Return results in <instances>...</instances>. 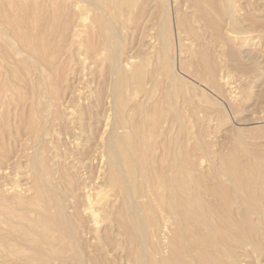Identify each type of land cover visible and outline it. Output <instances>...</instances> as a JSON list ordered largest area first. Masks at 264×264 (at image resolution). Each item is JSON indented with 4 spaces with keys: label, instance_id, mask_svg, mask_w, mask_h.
<instances>
[{
    "label": "bare ground",
    "instance_id": "6f19581e",
    "mask_svg": "<svg viewBox=\"0 0 264 264\" xmlns=\"http://www.w3.org/2000/svg\"><path fill=\"white\" fill-rule=\"evenodd\" d=\"M175 1L178 7H180L181 3L183 4L184 0ZM198 1H200V3H204V1L201 0H197V2ZM236 1L209 0V9H207V5L205 7H203L202 5L193 6L195 5L196 1H194L193 5L192 2L189 1H186L185 3H191V7H195L194 9H196L197 7L196 12L198 13V16L196 15V17H198L200 21L203 20V22L206 23L205 25L211 24L212 12L210 11L212 10L214 11L213 13H215V18L217 15L219 19L222 20V26L225 25V27H228V29L234 33L240 32L245 35L246 32H243L242 28L239 29V31H235V29L243 22L242 20H239L241 19L240 17L239 19L236 17L237 12L242 13V11L240 10L241 8H238L235 5ZM149 2L153 4L151 5L149 4ZM197 2L196 4L199 3ZM207 2L205 1V3ZM96 4L97 3H94V5ZM144 4H149V6L151 5L150 7L148 6L149 11L150 13L154 14L153 16L156 15L158 22L157 32H153L154 34L157 33V37H153L156 38L158 41L157 44L156 42H154L157 46L154 45L151 39L153 45L155 46H153V48L151 47V51L152 49L154 50V54L157 57L158 62L156 64V67L152 70L147 71L146 74L141 73L135 67V72L134 70L132 72H128L130 68H133V65L132 67L129 65L131 61H126L125 63L121 61L120 56L121 54H123L122 52L124 47L122 43L123 39L119 33V29L115 28L114 25L106 18H104L103 22L97 20V25L95 24V26H97V29L95 28L96 32H91L85 38H83L84 51L86 54V58L90 61L93 60L92 63H96L98 61L96 60V57L101 51H106L108 64L104 67L103 72L102 69L98 71L92 70L90 74L92 75V77H90V83H94L95 86L94 90H92V100L91 102H88L85 105L81 104V108H78L80 109L79 113L76 112L77 110H73L77 107H74L75 105H73V103L75 97L77 98L79 94L81 95L82 93L78 92L77 94V86L81 82V78H79L78 75L79 70L75 71L74 69H71L69 65L71 64L73 58L72 56L75 54L77 48L76 50L73 49L71 53L69 52L68 54L64 55V59L61 57V59H63L62 61L61 59L59 60L58 58H56V55L59 54L60 51H62V48L58 46V42L60 39L62 41L65 40V42L68 40L67 42L69 44V47L72 48L78 43V39L80 41V37L71 35L66 40V37H68V34L72 30L71 28L69 32L70 28H68V26V33L65 32L67 35L62 36L64 37V39L61 37V35L65 33H62L60 35V33L62 32V27L60 28V33L57 34L56 32L57 35H53L55 33V29L52 30V33L50 32V34L46 32L47 35L41 34V32H39L40 34L36 33L37 35H34L33 33L32 35V32L31 34H29L30 32L27 31V34L25 33L26 31L23 32L21 30H19V32L21 34L23 32L25 35H19L18 29H16V35H14L13 38L17 36V42H19V46L18 48L14 47V54L15 56L16 54L21 56L22 54H25L23 56H25L26 58L20 61V64L18 63L19 60L18 62L14 60L13 63L16 62L12 65L14 68L11 71L8 70L9 74L11 75V80H15L17 82H15L16 85L14 82V85H12L11 80L10 82L7 81L8 84L11 85L9 86V89L11 88L10 90H12L11 92H13V94L16 93L14 95H17L18 92L20 93V95L16 96V100L13 98L14 96L12 97L13 99L11 98V95L8 96H10L12 100L16 101L13 108L14 111H16L17 113L20 112L19 115L16 114L17 116H21L25 112L27 113V116L25 115V119L21 121L23 122L25 128L30 130V133L35 134V138L38 139L37 141L39 145L42 144L41 147L46 151L47 155L48 153H50H47V151L49 150L47 145L48 142H53V148L56 150L62 149V147H64V151L62 153L60 152L61 156H58L60 160L56 164L50 162V160H52L53 158L49 160L46 154L45 156H42L44 158L43 163H45L46 161L47 163L55 164L56 168L52 166L50 167L46 164V166L42 164L43 166L41 165V168H39V166L37 167L36 165L38 164V162H35L36 164L33 163L37 167L35 169L37 170L36 174L39 175V179L36 176L37 182H35L34 184V189L36 191L32 195H29L28 197L26 196V199L24 198L23 194L26 195L29 189H25L27 188L26 186L25 188L22 187L23 183L22 185H15L16 187H20L19 189H17L13 185H9V179H11L12 182L14 181L15 184L17 183L19 178V174H17L19 173L17 172L18 169L21 166L25 165L27 167L28 164L25 161L26 159L24 160L23 158L22 159L27 164L24 163L25 165H23V162H21L20 164L18 158L22 156L21 154H23L25 150H30L32 148L34 149L33 145H28L29 141L27 142V145H20V142H18L17 149H19L17 151H9L8 154L6 153L7 156L5 157L7 158H5V160L2 157V163H0V179L2 181L3 178H7L6 180H9V184L7 182L5 183H7L9 187H7V184L0 182L1 224H5L6 221L15 218V216L18 214L17 211L19 210L22 211L21 213L26 212L25 214H27V212L32 213L33 215L31 217L28 216V218L26 217L25 219L28 223L36 224L38 225V227L30 226L33 227L30 229H35L37 231V239H33L32 237H28L29 234H25L22 237V234L20 233L19 235L16 232L13 233L12 230H14V228L12 225H5V228L3 227L4 225H1L0 264L9 263L4 257V255H2V251H9V246H11L10 242H17V244L19 245H15L16 247L20 246V244L22 243L29 251H32L35 254L37 253L39 255H42L43 257H46L48 255V258L50 260L48 264H52L53 262L51 261H58L59 259H62V252H53V250L51 249L56 242L59 243L57 238L59 239L60 237H57V241H55V236L54 238H52V236L49 235V232L54 233L55 231H59L58 229L60 228L56 226V222L53 223V218L57 219L58 223L60 222L63 225H60L62 228H60V230L64 231L63 229H65L64 232L70 233L71 236L73 234L76 236V238L74 236L73 238L74 240L77 239L78 241H80L78 247L81 252L84 251L83 249L86 247L85 244L89 247L92 245V242H94V240H98L100 242L99 245L107 246L106 244L110 243L105 244V242L103 241L105 238L109 239L108 237L110 234L123 235V238L125 237L124 235H126L129 252L132 253L135 250L137 252L135 262L136 264H241L242 260L247 257V254L249 252H255V257L257 256V252H263L264 248L262 250V246H264V129H260L261 133L263 132L262 134H260L256 130L257 133L263 135V141H261V144H259L257 141L262 136H257L258 139L257 141L255 140V142H257L258 145H249L250 143L248 142H250L252 139L247 141V138L252 135V132L248 129H245L244 127H238L236 130V135L238 139L235 138L234 146H231V144L228 142L230 144L229 146H231L229 147L231 148L230 151L228 150L229 148L227 149L229 153L219 155L217 156V158H215V155L213 153L214 150H211L212 152H210L209 149L211 148L208 147V145L205 144L203 141L196 143L194 148H189L185 145V143H183L186 139L188 129L186 130L185 128V119H183L182 112L179 107V105H181V94H178L179 97L176 99V94L174 95V92L172 90V85L177 83L178 79L176 74H173L174 71H172V36H170L172 25H170L169 18H167L168 7L165 0H146V3L144 2ZM109 5L111 6L112 4L110 3ZM186 5L184 8L188 7ZM237 5L239 6V4ZM178 7L175 8V17L177 18V20L175 21V26L177 29L179 46H182V42H186L185 40H187V37L188 40L190 39V37L191 40H196L195 38H197L199 35L198 33H196V31L198 30L195 31V29L190 24V13L189 15L185 14L187 15V18H185V15L182 18V15L181 17L179 15L180 9H178ZM97 9L98 8H96V10ZM100 9H98L99 13L97 14H101L102 11H100ZM196 12L194 10V13ZM246 14H248L247 11ZM193 16L195 15H192V17ZM93 17V19H95V17L97 16L95 15ZM216 19L218 20V18ZM195 21L197 22V20ZM213 21L214 23L212 22V24H215L214 19ZM68 23L69 20L67 21V24ZM243 23L242 25H244ZM217 24L220 25L218 22ZM153 25L155 26V24ZM218 25L215 26L217 27ZM69 26L73 27L72 24H70ZM154 26H152L151 28L153 31L155 28ZM119 27L121 26L119 25ZM213 28L215 29L214 26ZM84 29H77V32L73 30L72 34H74V32H76V34L85 33L83 31ZM205 29L206 26L204 27V30ZM207 30L205 31L206 33ZM202 31V34H206L204 31ZM144 32L146 31L144 30ZM220 32H222V29ZM151 33L152 32L148 34ZM214 34L215 33L213 32V35ZM130 36L131 35H129V38ZM205 36L209 37V34H206ZM202 37L204 38V35H202ZM202 37L200 36L199 39H202ZM218 37L222 38L221 34ZM8 41L12 42L11 40ZM145 43L146 46L144 47L146 48L149 43ZM194 43L192 42V44ZM202 43L204 44V42ZM138 44L135 45L137 46ZM220 44L222 43L220 42ZM2 45L0 46L2 47ZM148 46L150 47V45ZM149 47L148 50L150 49ZM78 48L81 47L79 46ZM196 48H194V50H197ZM10 50H13L12 46L11 48H9V51ZM138 50L140 51V49ZM2 51L0 49V52ZM197 51L198 54H195L198 55V58L190 61V67L192 68L191 70H193V72L191 71V73L195 78L201 80V82L203 83H206L214 91V93H217L218 96L221 95L223 97V79L221 78V74H219L220 78L218 76V72L221 71H218L219 67L216 62L217 60L215 61L216 58H214V54L212 55V52L210 54L202 50ZM11 53L13 54V52ZM3 54L6 55L8 58L10 57L9 59L11 60L12 56H9V52V55H7L6 52H4ZM136 54L137 53H135V56ZM138 54V57H140V54L142 55V52ZM147 54H145L146 56H144L147 57ZM215 55H217V53ZM1 56L3 57V55L0 53V57ZM138 57H136V59ZM134 58L135 57H133V59ZM5 59L6 58H4V60ZM150 59H152V57ZM4 62L7 61L5 60ZM17 63L19 64L18 66H16ZM180 63L181 61L179 62V65ZM7 64H9V62ZM184 66H186V64L183 65V67ZM126 67H129V70ZM164 68H167L168 70L167 81L161 82V70ZM180 69L182 68L180 67ZM220 69H222V67ZM222 72H224V70ZM225 72H228V70ZM0 76L3 77L2 75ZM8 77L10 76L8 75ZM1 79L2 78H0V80ZM4 79L5 78L3 77V81ZM133 82L139 84L140 86H147H145V90L142 89L145 91L143 101H137L138 99H132L133 102H135L129 105V100L125 97V95L128 91V88L132 87L131 84ZM143 82L145 85H142ZM196 82L193 81V83ZM161 84L162 87H160ZM186 86L188 87L189 83ZM191 86H189L190 91L194 90L195 92V89H191ZM5 87L3 86V88ZM79 88L78 91H81V89L79 90ZM180 88L182 87L180 86ZM231 88L233 89V87ZM132 89L133 88H131V90ZM235 89H237V87ZM155 90H159L160 95L156 100L150 101ZM230 91L231 90H229V92ZM0 92H2L1 89ZM239 93L235 94L238 96ZM88 94L89 92L86 94L87 97ZM84 97L82 98L84 99ZM239 98L240 97L236 99L239 100ZM228 99L230 100V98ZM77 102L78 101H76L75 103ZM10 105L13 106L12 103H10ZM1 106L2 105H0V107ZM39 106H41L40 110L42 111L40 112L39 110V112L42 114L43 112H47V114H43L42 116L40 115V120L37 122L35 119H33V116L37 114V107ZM215 107H217V105ZM237 107H239V105ZM232 108L235 107L232 106ZM4 109L5 110H2L5 112L11 111V109L9 110V108H7V105ZM72 110L74 113H78V115L75 116ZM203 112L207 113L205 111ZM212 112L216 113L217 110ZM134 113H136L135 116H137L136 118H134L135 120L133 119ZM222 113L225 112L222 111ZM8 114L3 115L7 116ZM219 114H221V112H219ZM9 116L5 118H9ZM12 116L14 117V114ZM36 116L39 115L37 114ZM218 117L214 119V121H217ZM14 119L16 118L14 117ZM218 120L220 121V118ZM219 121L218 123H221V121ZM101 122H103L102 125H100ZM6 123L4 124V126H6ZM99 125L103 126V128H100L102 129L100 133L97 130ZM4 126L3 128H5ZM11 127L13 128L14 126ZM55 127L58 130V134L60 136L57 138L55 137L57 140H54V138H52V140H46L44 138L43 133L45 135L49 133L51 134ZM259 128H261V126H259ZM262 128H264V126H262ZM5 131L6 130L0 131V139L2 137L1 135H3L2 133H4ZM36 131L38 132L37 135ZM256 131L254 130L253 132ZM94 132L100 135L94 136ZM234 132L235 131H233L232 133ZM7 134H9V132L6 131L5 137H7L8 139ZM202 135L203 134H201V137ZM11 136L13 139L11 140L12 142H10L11 145L10 147H8V149L12 147L14 149V145L15 143H17L18 140V137L16 135ZM27 136L30 138L28 134ZM27 136L26 138H28ZM252 136L250 138H252ZM211 139L212 138H210V140ZM70 143L74 144L76 150L71 148L72 145ZM68 145L70 146V149H72L70 151L72 155L69 153ZM210 145H212V143ZM65 146L68 149L66 148L65 150ZM77 148L79 149L77 150ZM192 150H196V153L193 155H191V152H194ZM36 151L37 150H35V152ZM219 152L221 153V151ZM39 153L26 155L30 160L36 159ZM40 155H42V152ZM27 172L30 171L28 170ZM54 175H57L59 180L58 186L52 185L51 187L54 194L57 195L56 197L52 195V192V194L50 193V188L47 184L54 180ZM46 176H48V180H46ZM20 178L29 179L28 177L26 178V176ZM43 179H45L46 181ZM30 184L31 182H29V185ZM28 187L30 188V186ZM56 189H58L59 192L55 193V191H57ZM31 192H33V190ZM61 197L64 198V200L67 199L71 204V208L73 209L72 218L74 220L79 219V225H81L80 229L77 225L74 226V229L69 227V223L71 222L69 220L70 217L65 214L64 210L66 209H63V206L65 207V205L62 204L64 200L62 199V203L59 202V198ZM66 211H68V209ZM67 218L70 222L67 221ZM102 220H109L111 224H108L105 227L103 226V228L99 230V227L102 224ZM64 222H68L66 226ZM24 223L25 222L23 221V224ZM70 226L73 225L70 224ZM25 230L26 232H28V227H26ZM97 232H101L100 239L93 236V234L95 233L100 234ZM59 233L58 235H61ZM20 241L22 242L20 243ZM115 244L114 246H116ZM99 245L92 246L95 247L96 250L97 247H100ZM112 245L108 246V248L112 247ZM90 248L92 249V247ZM17 249L18 248H16L15 250ZM21 249L24 248H20V250ZM148 249H150L149 253ZM97 250L100 253H103L102 247L98 248ZM116 250L117 249H115V251ZM125 250H127V247L125 248ZM99 255L102 256V254ZM39 257V259L41 260L42 257ZM103 257L104 256H102L100 259L97 258L99 259L97 262L98 264L104 263L105 258ZM94 259H92L93 262ZM126 259H130V257L125 258V260ZM248 259L252 260V258ZM21 260L27 261V258H21ZM42 261H39L38 264H46V261ZM109 261L111 260H107V262ZM246 261L248 262V260ZM22 262L23 261L16 262L15 264H23ZM27 262L29 264L30 261ZM107 262L104 264H110V262ZM79 264L84 263L80 262Z\"/></svg>",
    "mask_w": 264,
    "mask_h": 264
},
{
    "label": "rangeland",
    "instance_id": "374dc122",
    "mask_svg": "<svg viewBox=\"0 0 264 264\" xmlns=\"http://www.w3.org/2000/svg\"><path fill=\"white\" fill-rule=\"evenodd\" d=\"M108 1L112 4L111 6L109 5L110 3ZM143 1L144 0H0V45L3 44L2 47L4 46L3 49L0 46L1 51L3 50L0 53L3 55V57L5 56L4 58H6L5 60L7 61V62H4L5 61L4 58L2 56L0 57L1 58L0 59V71L3 70L2 72H0V75H2L5 78L4 81H3V77L0 76V78H2L0 80V89L2 90V92L4 91L3 92L4 94L2 92H0V94H2V95H0V98L1 99H2V96H3L2 101L0 99V105H2L1 107H3V108L0 107V109H1L0 110V115H1V117H0V123L2 124V126L0 124V128H1L0 131L6 130L7 132H9V134L16 135L18 137L17 143H15V145H14L15 146V148H14L15 150L13 149V147L8 149V147H10V145H11L10 142H12L11 140L13 138H12L11 135L7 134V136H8V139H7V137H5L6 136V131L4 133H2L3 135H1L2 137L0 139V163H2V159L3 158H4V160H5V158H7L5 156H7V154H8L9 151L14 152V151H17L19 149V148L17 149L18 142H20L19 143L20 145L21 144H23V145L26 144L27 145V142L29 141L28 142V145H31L32 144L33 147H34V149L37 150L35 152V150L33 148L30 149V150L27 149V150H25V152L23 154H21L22 156L18 158V160L20 161V164H21V162H23L22 163L23 165H25L27 163L29 164V165L27 164V167L25 165V166H21L20 167L22 169H20V168L18 169L17 172H19V173H17V174H19V178L20 177H23V176H26V178L28 177L29 179H25V178H20L19 179L18 178V181L15 184L14 181L13 182L11 181V179H9L10 180L9 181V180H6L7 178H3L2 181L0 179V182L1 183H4V184H7L8 183L9 184V182H10L9 185H13L14 187H16L18 184L22 185V183H23L22 187L25 188V186H26L27 188H25V189H29L30 190V191L28 190L29 193L33 190V192H31L30 194L28 192L26 193V195L23 194L24 198L26 196L28 197L29 195H32L36 191L34 189L35 188L34 184H35V182H37V177L39 179V175L36 174L37 170L35 168H37L38 166H39V168H41V165L42 164L44 166L48 165L50 167L52 166V167H55L56 168V165L55 164L60 160L58 158V156H61V153L64 151V147H62L63 150L62 149L56 150V149L53 148L54 147V143L53 142H48V144H47L48 145V149L49 150L51 149V150L50 151L49 150L47 151V153L50 152L47 155L46 154V151L41 147L42 144L39 145V143L37 141L38 139L35 138V136H34L35 134L30 133V130L27 129V128H25V126H24V124L22 122L23 119H25V117L27 116L26 115L27 113L25 112L23 115L17 116L16 114L19 115L20 112L17 113L16 111H14V108L13 107H14V104L16 103V101H15L17 99L16 96L17 95H20V93L18 92L19 94L17 93V95H14L16 93L13 94V92H11L12 90H10L11 88L9 89V86H11V85L8 84V82H10V80H11V75L9 74V71H11L14 68L12 65L15 64L16 62H18V60H19L18 63L20 64V61H22V60H24L26 58L25 56H23L25 54H22V56L21 55H17V54L15 56V54H14V51H15L14 50V47L18 48V46H19L18 45L19 42H17L18 41L17 40V36H15V38H13L14 35H16V31H17L16 29H18V32H19V30H21L23 32L26 31L25 33H27V31H28V32H30L29 34H31V32H32V35H33V33H34V35L36 33L37 34H40L39 32H41V34H46L47 35L46 32H48L50 34V32L55 29L54 30L55 33L53 32L54 33L53 35H55L56 32L58 34V33H60L62 31L60 33V35H61L62 33H65V32L68 33L67 32L68 31L67 26H68V28H70L69 29V32H70L71 28H72V30L68 34V37H66V40L71 35L80 37V41L78 39V43L74 46L75 48L74 47H72V48L69 47V44L67 42L68 40L66 42H65V40H63L65 42V44H64V42L61 39L59 40V42H62V43H59L57 41L58 42V46L62 48V51H60L59 54L56 55V58H58L59 60L61 59V57L64 59L65 58L64 55L68 54L69 52L71 53L73 49L76 50V48H77L76 52L74 51L75 54L72 56L73 58H72L71 64H69V65H70L71 69H74L75 71L76 70L77 71L79 70L78 75H79V78H81V82L77 86V94H78V92H80V93L82 92L81 93L82 96L80 94H79V96L77 95L78 96L77 97L78 99L75 97V100L77 99L76 101H78V102L75 103L76 101L74 100V103L75 104L73 103V105H75L74 107L77 106L73 110L74 111L77 110L76 112L79 113V110L80 109H78V108H81V104H84L85 105L88 102H91V100H92V98H91V95L93 96V94H92L93 91L92 90H94V87H95L94 86V83H90V77H92V75H90V74H91L92 70L93 71H98V70L102 69V72H103L104 67L107 66V64H108L107 63L108 61H107V52L106 51H101L97 55L96 60H98V61L96 63H92L93 60L90 61L89 59H87L86 58L85 51H84L83 38H85L91 32H96L97 26H95V24H96V21L97 20L103 22L104 18H106L107 20H109L114 25L115 28L119 29V33H120V35H121V37L123 39L122 40V43H123V47H124L123 48V52H122L123 54H121V56H120L121 61H123L124 63L126 61H131L129 65L131 67L133 65V68H130L131 71L129 70V67H126L129 70V71L127 70L128 72H132L133 70L135 72V68H136L141 73L146 74L147 71L152 70V69H154L156 67V64L158 63L157 62V57L154 54V50L152 49V51H151V47L153 48V46L155 45L154 42H156V44L158 42L156 38H153L154 36L157 37V33L154 34L153 32H157V23L158 22H157L156 15L153 16L154 14L153 13H150V11H149V7L153 3L151 4L149 2V4H151L149 6V4H144V2L146 3V0L144 2ZM186 1L192 2V5L194 4V1L197 2V0H191V1L190 0H186ZM186 1L184 0L183 1V4L181 3L180 7H178V5H177V3H176L175 0H165V2L167 4V7H168V15H167V18H169L170 25H172L171 26V33H170V36H172L171 37V40H172V44H171V51H172L171 52V56H172L171 57V61L174 64V68H173V64H172V71H174L173 74L174 75L176 74L177 79H178V82L175 83L174 85H172V90L174 92V95L176 94L175 95L176 99L179 97L180 94L182 96V97L180 96L181 105H179V107L181 109L183 119H185L184 120L185 128H186V130L188 129V131H187L188 133L186 135V139L184 140L183 143H185V145L187 147H189V148L190 147L191 148H194L196 143H199L200 141L201 142L203 141L205 144L208 145V147L211 148V149H209L210 152H212L211 150H214L213 153L215 155V158H217V156H219V155H222V154H225V153L226 154L229 153V151L231 149L229 147L234 146V140H235V138L238 139V137L236 135L237 128L238 127H241V128L244 127L245 129L250 130L252 132V135H254V136L251 135L252 138H250L251 136H249V138H247V141L250 140V139L254 140V141L251 140L250 142H248V143H250L249 145H251V144H257L258 145V143L261 144V141H263L262 140L263 139V135H260V134H262L263 132L261 133L260 129L261 130L264 129V128H262V126H264V0H239V1L237 0L238 2L235 0L236 1V4L235 5L238 8H241L240 10L242 11V13L241 12L240 13L237 12L236 13L237 14L236 17L238 19L240 17L241 19H239V20H242L244 22V23L242 22L244 25H242V23H241L236 28L237 30L235 29V31H239V29L242 28L243 29V32H246L245 35L243 33H240V32L234 33L232 31H230L228 29V27H225V25L222 26V22H221L222 20H220L219 17L216 15V18H218V20H217L215 18V15H214L215 13H213L214 11H212V10L210 11V12L213 13V14L211 13V16H212L211 24H212V22L214 23L213 19L215 20V24H212V25L211 24L210 25L207 24V25H205L206 23L203 22V20L200 21L199 18L196 17V15L198 16V13L196 12L197 7H196V9H194L195 7L193 8V6H198V5L200 6V5H202L203 7H205L207 5L206 6L207 9H209V6H208L209 0H208V2H207V0H201V1H204V3L203 2L200 3V1H198L199 2V3L197 2L198 4H196V2H195V5H193L192 7H191V3H188V2L185 3ZM205 1L207 3H205ZM94 3H97V4L94 5ZM141 3H142V5H141ZM241 3L243 5V7H242ZM244 3H246V4H244ZM174 4L178 7V9H180V11H179L180 17L182 15V18H183L185 14L189 15V13H190V15H191L190 16L191 17L190 18L191 19L190 20V22H191L190 24L195 29V31L198 30V31H196V33H198V35H199L198 36L196 34L198 36L197 38L199 39L200 36L202 37V35H204V38L202 37V39H199V40L197 38H195L196 40H193V39L191 40V37L189 36L190 39L188 40V37H187V40H185L186 42L183 41L182 42V46H179L177 29H176V26H175L176 25L175 21L177 20V18L175 17V15H176L175 14V10H176L175 8H177V7ZM186 4H188V5H186ZM237 4H239V6ZM182 5H184V6H182ZM185 5L188 6V7L184 8ZM104 7H106V8H104ZM96 8H98V9L101 8L100 9V11H102L101 14H97V13H99V10L98 9L96 10ZM193 9L195 10L196 13H194V10ZM240 10H237V11H240ZM246 11L248 12V14H246ZM95 15L97 17H99V18L101 16L100 20L97 17H95V19H93L94 18L93 16H95ZM187 15H185V18H187ZM192 15H195V16L192 17ZM103 16H106V17H103ZM153 18H155V19H153ZM244 18H245V20L246 19H248V20H246V22H245ZM67 19L69 20V23L68 24H67V21H68ZM170 19H171V21H170ZM93 20H95V21H93ZM155 20H156V22H155ZM195 20H197V22ZM64 21H65V23H64ZM70 21H71V23H70ZM153 22H155V23H153ZM200 22H202L204 25L202 23H200ZM217 22L220 25H218ZM152 23L155 24V26ZM70 24H72L73 27H70L69 26ZM119 25L121 27H119ZM201 25H202V28L203 29L201 28ZM215 25H218V26L216 27ZM152 26L155 27V28L153 27L154 28V31L151 29ZM203 26L204 27L206 26V29L205 30H204V27ZM207 26H209V27H207ZM213 26L215 27V29L213 28ZM80 27L82 29L85 28L83 30L85 33L76 34L77 29H81ZM60 28H61V31H60ZM207 28H208V30H207ZM56 29H58V30H56ZM148 29H149V31H148ZM221 29H222V32H220ZM73 30L76 31V32H74V34H72L73 33ZM144 30L146 32H144ZM200 30L201 31L203 30L204 32L207 30V33L206 32L205 33L206 34H209V37H207L208 35L205 36L206 34H202ZM251 31H252V33H251ZM23 32H22V34L25 35ZM43 32H45V33H43ZM150 32L153 33V34L151 33L153 36L151 34H148ZM213 32L215 33L214 34L215 35V39H214ZM219 32H220L222 38L218 37L220 35ZM66 33L63 34V35H61V37L62 36H66L67 35ZM222 33H223V35H222ZM20 34L21 33L19 32V35ZM129 35H131V36L133 35V36L132 37L130 36V38H129ZM62 38L64 39V37H62ZM4 39H6V40H4ZM7 39L8 40H11L12 42L8 41ZM151 39H152L154 45H153ZM201 40H203V41H201ZM211 40H213V41H211ZM149 41H151V42H149ZM188 41H189V43H188ZM190 41H192L193 43L194 42H196V43L192 44V42H190ZM4 42L5 43L7 42L6 43L7 45ZM57 42H56V46H57ZM138 42H139V44H138ZM145 42L149 43L148 45H150V47L147 45V47H146L147 49L144 47V46H146V43ZM202 42H204V44ZM220 42L222 44H220ZM143 43H144V45H143ZM198 43L199 44L201 43V44L199 45ZM135 44H138L137 45L138 47ZM184 44H186V45H184ZM11 46H12L13 50H10L9 51V48H11ZM79 46L81 48H78ZM155 46H157V45H155ZM148 47L150 48L149 50H148ZM141 48H143V49H141ZM194 48H196L199 51L200 50L206 51V52H208L210 54L212 52V55L214 54V58H216L215 61L217 60L216 62H217L218 67H219L218 68V71H221V72H218V76H219V74H221L222 75L221 78L223 79L222 80V84H223V88H222L223 89V97L221 95L218 96V94L217 93H214V91L206 83L201 82V80L195 78L193 76V74L191 73V71L193 72V70H191L192 68L190 67V61L198 58V55H197L198 54V51L197 50H194ZM4 49H6L9 52L10 55ZM69 49H70V51H69ZM138 49H140V51ZM127 50H128V52H127ZM129 50H130V52H129ZM64 51H65V53H64ZM195 51H197V52H195ZM4 52H6L7 55L12 56L11 57V60L9 59L10 57L8 58L6 55L3 54ZM11 52H13L14 55ZM134 52L137 53L136 56H135V53ZM140 52H142V55L140 54V57H138V55H139L138 53H140ZM215 52L217 53L218 56L215 55L216 54ZM195 53H197V54H195ZM145 54H147V57H145L146 56ZM127 55H128V58L129 59L127 58ZM190 56H191V58H190ZM133 57H135V58L133 59ZM136 57H138V58L136 59ZM151 57H152V59H150ZM63 59H61V61ZM14 60L16 62L13 63ZM180 61H181V63L179 65V62ZM8 62H9V64H7ZM10 63H11V65H10ZM18 63L16 64V66L19 65ZM182 63H184V64H182ZM185 64H186V66L183 67V65H185ZM135 65H137V66H135ZM74 66H76V67H74ZM139 67H141V68H139ZM180 67L182 69H180ZM221 67H222V69H220ZM89 68H90V70H89ZM233 69H235V70H233ZM6 70L7 71L9 70V71L7 72ZM223 70H224V72H222ZM227 70H228V72H225ZM89 71H90V73H89ZM161 71H162V76L160 77V81L161 82L162 81L166 82L167 81L168 70H167V68H164ZM3 73H4V75H3ZM190 73H191V75H190ZM8 75L10 77H8ZM85 75H88L89 77L88 76H85ZM219 78H220V76H219ZM252 78H253V80H252ZM192 79H194V80H192ZM179 81H181V82H179ZM193 81L194 82L197 81V82L196 83H193ZM3 82L4 83H7L8 85L7 84H4ZM11 82H12V85H14V83L16 81L15 80L14 81L11 80ZM186 82H187V84L189 83V86H191L193 84L192 85L193 87L191 86V89H195V92H194V90H192L193 93H192V91H190L189 86L188 87L186 86L187 85ZM200 82L203 83L204 85L201 84ZM228 82H229V84H228ZM16 83H15V85H16ZM143 84H144V82L142 83V85ZM230 84H231V86H230ZM2 85L4 87L6 85V87L3 88ZM1 86H2L3 89L1 88ZM131 86L132 87H129L128 88V91L126 92V95H125V97L129 100L128 101V104L131 105L132 103L135 102V101L133 102L132 99H134V100H137L138 99L137 101H143L144 94H145V91H144L145 89L144 88L147 85L140 86L139 84L133 82L131 84ZM180 86L182 88H180ZM79 87H82V88H79ZM160 87H162V84L160 85ZM194 87H196V88H194ZM231 87H233V89ZM236 87H237V89H235ZM78 88H79V90L81 89V91H78ZM131 88H133V89L131 90ZM7 89H9V90H7ZM142 89H144V90H142ZM178 89H179V91H178ZM85 90L87 91V93L88 92H89V94L91 93L90 95L88 94V97L86 96L87 93H86ZM129 90H130V94H129ZM181 90H183V91H181ZM229 90H231V91L229 92ZM132 91H134V92H132ZM234 92L236 94H238L239 92L240 93L237 96ZM232 93H234V94H232ZM215 94H216V96H215ZM8 95H11V98L14 96L13 98L14 99L16 98V99L15 100H12L13 98L11 99L10 96H8ZM159 95H160L159 90H155L152 98L150 99V101L151 100H156ZM131 96H132V98H131ZM82 97H84V99ZM238 97H240L239 100L236 99ZM190 98H192V99H190ZM228 98H230V100ZM81 99H82V102H81ZM215 99H217V100H215ZM6 101H7V103H6ZM230 102H231L232 106L235 107V108H232ZM2 103H5V104H2ZM10 103H12L13 106H11ZM183 104H184V106H183ZM4 105L5 106L7 105V108H9V110L11 109V111H8V112L3 111V110H5L4 109L5 108ZM187 105H189V106H187ZM216 105L219 108L215 107ZM238 105H239V107H237ZM185 107H186V110H185ZM40 109H41V106L37 107V111H38L37 114L39 116H36L37 114H35L33 116L34 117L33 119H35L37 122L40 120V117L43 114L44 115L47 114V112H43V114L40 113V112H42ZM39 110H40V112H39ZM73 110H72V112H73ZM215 110H217L216 113L212 112V111H215ZM203 111H205L207 113L209 112V113L207 114V113H204ZM222 111L225 112V113H222ZM76 112L75 113L73 112L75 114V116L78 115V113H76ZM219 112H221V114H219ZM136 113H138V112H136ZM136 113H134L133 119L137 117V116H135ZM212 113H214V114H212ZM3 114H8V115L5 116ZM13 114H14V117L17 120L14 119V117L12 116ZM218 114L221 115V116H219ZM8 116H9V118H5V117H8ZM205 116H206V118H205ZM210 116L213 117V118H211ZM217 117H218V119L220 118L221 123H218V121H219L218 119H217V121H214V119H216ZM227 117H228V119H227ZM6 119H7L8 122L6 121ZM221 119H224L225 121L224 120H221ZM12 120H14V121H12ZM1 121L4 122V123H2ZM12 122H14V123H12ZM19 122H20V124H19ZM5 123H6V126L7 127L4 126ZM102 124H103V122H101L100 125H102ZM100 125L97 128V130L99 131V133L102 130L100 128L101 127L103 128V126H100ZM3 126L5 128H3ZM11 126H14V127L12 128ZM259 126H261V128H259ZM254 127H256V128L258 127L259 129L258 128L256 129ZM252 130L253 131L254 130L255 131L257 130L260 134L257 133V131L256 132H253ZM98 131H96V132H98ZM233 131H235V132L232 133ZM27 134L30 136V138L27 136ZM37 134H38V132L36 131V135ZM201 134H203L202 137H201ZM255 134H256V137H255ZM43 135H44V138L46 140H52V138H54V140H57L56 138L60 136L58 134V130L56 129V127L51 132V134L49 133V134H46L45 135L43 133ZM47 135H49V136H47ZM96 135L99 136L100 134L95 133L94 136H96ZM26 136L29 139L26 138ZM50 136H51V138H50ZM257 136L258 137L259 136H262V137L258 139ZM9 138H11V139H9ZM210 138H212L213 140L212 139L210 140ZM23 139H24V141H23ZM257 139H258V141H257ZM255 140L258 143L255 142ZM7 141H9V142H7ZM210 141H211L213 147H212V145H210L211 144ZM228 142L231 144V146H229L230 144ZM70 144L72 145L71 148L74 149V150H76V147L74 146V144L73 143H70ZM69 145H68V148L69 149L65 146V150L67 148L69 150V153L72 155V153L70 152L72 150V149H70V146L71 145L70 146ZM227 145H228V147H227ZM223 147H225V148H223ZM78 149L79 148H77V150ZM223 149H225V150H223ZM227 149L229 151H227ZM68 150H67V153H68ZM192 151H194V150H192ZM219 151H221V153ZM32 152L34 154L35 153L38 154L40 152L39 155H38V157L40 156L39 159L37 157L36 159H30L29 160L28 157H27V155L28 154L29 155L30 154H33ZM41 152H42V155H40ZM195 153H196V150L194 152H191V155H193ZM45 154L47 155V158L49 160L53 158L52 160H50V162H53L55 164H50V163H47L46 161H45V163H43L44 162V160H43L44 158L42 156H45ZM56 155H57V157H56ZM22 158L24 160L26 159L25 161L27 163L24 162V160ZM27 159H28V161H27ZM38 160H40V161H38ZM41 161H42V163H41ZM35 162L36 163L38 162V164H36ZM33 163H35L37 165V167ZM29 166L32 167V168H34V169L30 168ZM28 167H29V169H28ZM28 170L30 172H27ZM23 173H24V175H23ZM54 176H55L54 180H52V182L47 183V184H48V186L50 188V193L52 192L53 194L52 193L51 194L56 197L57 195L54 194V192L52 191V188L51 187H52V185L53 186H58L59 185V183H58L59 180H58L57 175H54ZM45 178H46V180H48V176H46ZM43 180H45V179H43ZM49 180H50V178H49ZM5 182H7V183H5ZM29 182H31V184H33V185H31V184L29 185ZM8 184H7V187H9ZM28 186H30V188ZM16 188L19 189L20 187H16ZM56 190L57 191L54 190L55 193L56 192H59L58 189H56ZM62 199L64 200V198H62V197L59 198V202L60 203L63 202ZM62 204L65 205V207L63 206V209H66V210L68 209V211H66V210H64V211H65V214L68 215V217H70L69 220L71 222L68 221V218H67V221L70 222L69 223V227L72 228V229H74V226L77 225L79 227V229H80V226L81 225H79L80 224L79 219L78 220H76V219L74 220L72 218L73 217V213H72L73 212V209L71 208V204L69 203V201L66 199V200H64V202ZM18 211H17L18 214L15 216V218H12V219L6 221L5 224H3V223L1 224V222H0V226L1 225H4L3 227L5 228L7 225H12L13 228H14V230H12L13 233L16 232V233H18V235L20 233V234H22V237L25 234L26 235L29 234L28 237H32L33 239H37V231L35 229H30V228L38 227V225L33 224V223H28L26 221V219H25L26 217L28 218V216L31 217L33 214L30 213V212H27V214H25L26 212H23L24 213V217H23V213H21L22 211H19V212ZM15 214H16V212H15ZM52 220H53V223L56 222L55 223L56 226H58L60 228H61V226H63L60 222L58 223L57 219L53 218ZM23 221L25 222L24 224H23ZM67 223L64 222L65 226H66ZM101 223L102 224L100 225L99 230H101L103 228V226L105 227L106 225L111 224V222L109 220H102ZM29 224H31V225H29ZM70 224L73 225V226H70ZM30 226H33V227H30ZM23 227L25 229H26V227H28V230H27L28 232H26V230ZM60 228L58 229L59 231H55L57 233H55V232L54 233H50L49 232V235L52 236V238H54V236H55V238H54L55 241H57V240L59 241V243L56 242L52 246L51 249L53 250V252H62V254H63L61 256V257H63L62 259H59L58 261H51V262H53L52 264H75V263L76 264H79L80 262H83L84 264H88V263L89 264H96L98 262V260L102 256H104L103 258H105L104 259V263H106L107 260H111V261H109L110 264L111 263L112 264H115V263H117V264H124V263L129 264L130 263V264H132V262H133V264H136L135 262H136L137 252H136V250L133 251L132 253L129 252L128 245H127V238H126L127 236L126 235H124L125 237L123 238V235H116L115 234L116 235L115 236L114 234H110L109 237H108L109 239L105 238L104 241H103V242H105V244L106 243H110V244H106L107 246L99 245L100 242L98 240H94V242H92V245L93 246H97V245L100 246V247H97L96 250H95V247H93L92 245L88 247V245H86L84 243L86 247L83 249L84 251L81 252L79 250V247H78L79 246L78 244H80V241H78L77 239L74 240V238H73V236L75 238H76V236L74 234L71 236L70 233L64 232L65 229H63L64 231H62V230H60ZM18 230H19V232H18ZM21 232H23V233H21ZM30 232H31V234H30ZM58 233L61 234V235H58ZM97 233H100V234H96L95 233V234H93V236L100 239L101 232H97ZM57 237H59V239ZM56 238H57V240H56ZM85 239H87V238H85ZM123 240H124L125 243L123 242ZM21 242L22 241H20V243ZM113 243L114 244L116 243L115 244L116 246H114ZM10 244H11V246H9V249H8L9 251H5V250L2 251V255H4V257L6 258V260L9 262L7 264H13V263L15 264L16 262H21V261H23L22 262L23 264L24 263L25 264H28L27 261H30L29 264H31V263L32 264H38L39 261H42V260H43L42 262H45L46 261L45 262L46 264H48L50 262V260L48 258V255L46 257L45 256L43 257L42 255H39L37 253L35 254L32 251H29L22 243H21L22 245L20 244V246H18V247L15 246V245H19V244H17V242H10ZM117 244H118V246H117ZM111 245H112V247H109L108 248V246H111ZM124 245H126V246H124ZM72 246H73V248H72ZM15 247L18 248V249L15 250L16 249ZM90 247H92L93 250ZM101 247H102V252L103 253H100L97 250L98 248H101ZM126 247H127V250H125ZM20 248H24L25 250L24 249H21L20 250ZM263 248H264V246H262V250H263ZM115 249H117V250L115 251ZM149 252H150V249H148V253ZM96 254H97V256H96ZM99 254H102V256L99 255ZM109 254H111V255H109ZM131 254H132V256H131ZM253 254H254V256H253ZM258 254H259V256H258ZM126 255H127V257H126ZM256 255L257 256L255 257V252H253V253L252 252H249L247 254V257L245 256L246 258L243 259L245 261L242 260V263L241 264H246V262H247L246 260H248L247 264H264V250H263V252H257ZM39 256L42 257L41 260L39 259L40 258ZM98 256L99 257L101 256V257L99 258ZM128 257H130V259H128V260L126 259L125 260V258H128ZM21 258H27V261L21 260ZM97 258H99V259H97ZM248 258H252L253 261L251 259L249 260ZM92 259H94V262H93ZM254 259H255V261H254ZM109 262H107V263H109Z\"/></svg>",
    "mask_w": 264,
    "mask_h": 264
}]
</instances>
